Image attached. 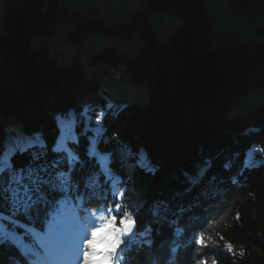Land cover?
<instances>
[{"label":"trees","instance_id":"obj_1","mask_svg":"<svg viewBox=\"0 0 264 264\" xmlns=\"http://www.w3.org/2000/svg\"><path fill=\"white\" fill-rule=\"evenodd\" d=\"M77 1L3 3L0 129L6 134L12 115L26 133L41 136L48 146L46 158L52 161L58 155L51 151L59 136L57 115L81 112L86 105L107 108L108 98L94 94L104 76L123 75L134 84H148V103L132 102L116 112L107 108L105 130L97 143L100 151L111 154L110 166L121 177L123 202L137 220V230H150L151 245L137 235L123 252L122 264H195L197 255L207 258L208 264L213 259L217 264H264V166L243 171L249 146L264 137V99L254 108L234 110L249 91L264 95V40L213 44L217 37H211L210 30L215 16L206 6L208 0H152L126 12L117 25L86 13ZM229 4L237 15L250 17L253 25L264 17V0H229ZM152 11L182 19L167 42L156 38ZM69 25L58 41L82 43L89 37L84 29H92L120 39L123 46L105 44L87 54L75 50L70 62L59 61L58 53L51 52L50 38ZM257 30L264 32V23ZM138 40L135 49L124 46ZM83 126L80 121L76 127ZM70 146L84 162L83 168L76 163L73 170L77 180L99 172L100 161L86 154L87 138ZM141 153L154 172L139 166ZM15 163L35 166L30 153L17 154ZM203 168L207 172L201 177ZM98 179L102 185L107 177ZM101 201H87V207H98ZM196 201L200 205L192 213L199 217L196 227L189 226L191 214L185 213L177 237L170 221L181 207ZM43 220L41 215L37 228L44 227ZM199 231L212 240L198 254L200 246L192 243V237ZM227 242L233 243V252L224 248ZM0 259L3 264H26L22 252L10 244L0 249Z\"/></svg>","mask_w":264,"mask_h":264},{"label":"snow or ice","instance_id":"obj_2","mask_svg":"<svg viewBox=\"0 0 264 264\" xmlns=\"http://www.w3.org/2000/svg\"><path fill=\"white\" fill-rule=\"evenodd\" d=\"M107 104L108 108L113 107L111 101ZM90 108L89 105L84 106L82 119ZM69 115L76 122V114ZM105 115L104 109L98 111L97 126L93 129L96 135L90 138L86 153L88 156H98L99 172H92L80 180L74 177L73 170L76 163H80L83 168L84 162L67 146L65 137L62 136L51 149L58 154L57 158L48 161V146L39 134L30 136L22 127L9 129L7 134L0 129V249L9 244L14 246L22 252L26 264H69L70 261L76 264H121L125 260L123 252L126 246L135 241L137 235L145 237L143 242L151 245L150 230L138 231L137 220L126 210L127 205L123 202L125 191L118 187L120 176L108 168L107 157L99 156L96 151V145L105 130L102 124ZM56 120L61 128L65 126L61 116L58 115ZM88 122L91 123L90 120ZM23 153H30L35 166L16 165L15 157ZM128 155L134 157L135 153L129 151ZM246 161L243 171L264 166V137H258L249 146ZM138 164L147 172L155 171L142 153ZM65 165L67 171L64 170ZM243 171L237 175H242ZM206 172L207 168H203L198 175L202 177ZM99 176L107 177L102 185ZM231 182L236 183V178L232 177ZM92 199L110 202L88 208L87 201ZM136 204L138 207L139 202ZM199 206L196 201L181 207L176 219L170 221L175 226L177 237L182 232L179 220L185 213L191 214L188 217L189 226L196 227L194 222L199 217L192 213ZM81 213L86 217L84 223L80 221ZM41 215L44 216L43 224L46 227L43 233L36 227ZM69 219L75 225L73 229L67 226ZM29 238L35 247L27 242ZM220 239L224 237L220 236ZM209 240L212 237H206L205 231H199L192 237V243L200 246L198 254L209 247ZM224 248L229 252L235 250L231 242L225 243ZM29 256L35 259L29 261ZM194 260L195 264H208L207 258L200 255L195 256ZM0 264H3L2 259ZM212 264H217V261L213 259Z\"/></svg>","mask_w":264,"mask_h":264},{"label":"rangeland","instance_id":"obj_3","mask_svg":"<svg viewBox=\"0 0 264 264\" xmlns=\"http://www.w3.org/2000/svg\"><path fill=\"white\" fill-rule=\"evenodd\" d=\"M6 0H0V10L2 8L3 3ZM74 0H67V2H72ZM152 0H78L77 6L81 9H84L86 13L91 15L99 14L102 19L108 20L113 25H117L119 20L122 18L127 17V13L134 7H141L143 4H149ZM89 5H93L94 7H89ZM207 8L212 12L215 16V20L212 24L210 35L211 37H217L213 39V44H224L234 39H244V38H255L257 40H264V32L257 30L258 26H262L264 23V17L261 18L259 22L255 25L251 23V19L248 16H239L237 13L231 9L229 0H208L206 3ZM100 8V9H98ZM110 14L112 16H110ZM150 20H152L154 24V32L156 34V38L158 41H168L170 35L174 33L179 24L182 23V19L175 15V14H168L166 12L163 13H156L151 12L149 13ZM243 23L246 25L245 28H241L240 24ZM69 26H65L61 31L59 30L58 34L53 35L51 39L52 44V53H58L59 61L63 62H70L72 60L73 52L76 50L78 53L87 54L90 48H98L101 45L105 44H112L118 43L123 46L122 42L118 38H113L111 35L104 34L97 32L92 29H84L88 34L89 37L83 41L82 43L72 42L69 39H62L58 41L60 33H65L69 30ZM227 32L228 34H226ZM225 33V34H222ZM218 34V35H217ZM226 36V37H225ZM225 37L224 39H222ZM140 43L138 40L133 44L124 45L129 49H135L137 45ZM77 48V49H76ZM81 48V50H79ZM87 74H90L88 72ZM95 95L107 97L108 101H111L113 107L111 108L113 112H116L119 108L125 107L132 102L139 103L144 105L149 102L150 100V88L149 85H137L127 80L123 77V75H106L103 77L101 82V87L94 93ZM264 99V95L256 90H251L247 94H245L239 102L236 104L234 110L235 111H244L248 108H254L257 106L261 100ZM91 108L87 112L86 117L82 119L81 114L84 113V110L81 112L71 111L69 114H76V122H73L71 116L69 114L65 116H61L64 119L65 126L61 128L59 126V136L57 138L58 142L60 138L63 136L65 137L67 146L71 148L70 142L74 141L77 142L80 138L88 139L95 137V132L93 131L90 134H87L89 130H93L96 124V115L100 109H104L107 112V108L101 106L90 105ZM58 116V115H57ZM9 123L8 129L20 128L22 127L21 124L15 120L12 115L8 116ZM91 121L89 123L88 121ZM83 121L84 126L78 130L77 123ZM103 124V121H102ZM6 132V134H7ZM28 134V133H27ZM30 136H34L36 134H29ZM56 144V143H55ZM96 151L99 156H106L107 157V166L113 172L110 161H111V154L110 152H102L99 150L98 145H96ZM75 153V152H74ZM76 154V153H75ZM98 160V156L96 157ZM257 159H260L257 157ZM114 173V172H113ZM115 174V173H114ZM117 175V174H115ZM119 176V175H118ZM121 178V177H120ZM120 188V183L118 184ZM110 200L105 201L102 199L101 204L109 203ZM99 205V206H100ZM71 206H69L68 214L70 217ZM81 223L86 222V217L83 213L80 215ZM68 228L73 229L75 225L72 223L71 219L68 222ZM37 230L41 231L42 233L46 231V227L42 229L37 228ZM31 243V240L27 241ZM34 243V242H33ZM132 244V243H131ZM130 244V245H131ZM35 245V244H34ZM130 245L126 246V249L130 247ZM33 246V244H32ZM123 262V261H122ZM121 262V264H122ZM69 264H76L75 261H70Z\"/></svg>","mask_w":264,"mask_h":264}]
</instances>
